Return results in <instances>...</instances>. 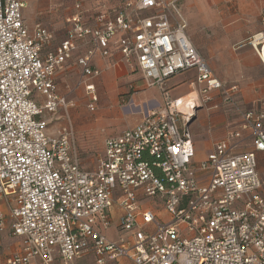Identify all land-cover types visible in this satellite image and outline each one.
<instances>
[{
  "label": "built area",
  "instance_id": "1",
  "mask_svg": "<svg viewBox=\"0 0 264 264\" xmlns=\"http://www.w3.org/2000/svg\"><path fill=\"white\" fill-rule=\"evenodd\" d=\"M118 1L117 8L98 6L88 21L74 0L57 39L41 24L28 27L23 0H0V234L4 201L10 236L23 245L3 264H75L88 254L95 264H264V101L234 106L238 87H225L192 45L180 0ZM262 22L251 40L260 52ZM80 50L76 64L88 93L100 75L95 59L117 53L162 97L139 124L104 142L91 170L81 165L71 129L51 133L46 120L68 106L56 74ZM188 70L193 103L165 88ZM214 95L235 107L240 124L197 161L190 119ZM151 199L167 219L142 208ZM112 225L124 236L106 235Z\"/></svg>",
  "mask_w": 264,
  "mask_h": 264
},
{
  "label": "rangeland",
  "instance_id": "2",
  "mask_svg": "<svg viewBox=\"0 0 264 264\" xmlns=\"http://www.w3.org/2000/svg\"><path fill=\"white\" fill-rule=\"evenodd\" d=\"M26 7L23 10L24 19L28 27L41 24L52 31L58 38L64 34V20L72 13L74 0H23ZM84 15L91 21L98 11V6L118 7V0H81ZM177 7L184 18L194 19L196 12H192L185 0H180ZM116 65L115 59L102 63L99 77L90 81L93 91L88 93L81 84L79 71L71 67L56 80L57 92L65 98L68 104L66 109H59L54 115H49V131L55 133L63 127H69L73 134V143L83 169L91 170L97 167L103 153L104 141L118 135L126 128H131L139 122L143 112L157 107H150L152 100L161 103V92L157 88L146 89L141 85V75L135 67L124 63ZM191 74H184L170 79L165 88L169 89L172 97L182 96L189 90L188 79ZM259 80H262L258 76ZM225 87L238 83L223 81ZM264 90V86L262 88ZM136 92V93H134ZM234 106L240 110H247L251 104H240L236 97ZM43 102L42 97L39 98ZM151 102V103H150ZM216 105L215 108L213 106ZM91 106V107H89ZM234 106L227 105L222 97L214 95L211 103L201 108L197 119L189 125V130L194 140L195 160H204L208 149L205 143L208 123L212 112L218 115L236 117L237 110ZM212 107V108H211ZM203 136L205 139H203ZM264 170V160L259 164ZM142 208L153 213H159L163 220L167 215L163 212L157 200H147L141 204ZM116 231L112 227L108 232ZM118 235L124 236L123 232ZM118 238V237H117ZM115 238V239H117Z\"/></svg>",
  "mask_w": 264,
  "mask_h": 264
},
{
  "label": "crops",
  "instance_id": "3",
  "mask_svg": "<svg viewBox=\"0 0 264 264\" xmlns=\"http://www.w3.org/2000/svg\"><path fill=\"white\" fill-rule=\"evenodd\" d=\"M185 2L192 12H196L194 19L185 18L187 22L186 34L195 49L206 60L213 75L222 83L225 81L239 84V92L235 97L240 104H251L250 108H252L260 101H264V90L262 89L264 86V61L261 56L264 55V49L260 52L261 46L255 47L254 43H251L252 37L263 30L264 0H185ZM61 38L57 37V39ZM81 51L77 52L72 60L58 71L56 80L71 67L78 70L76 58ZM109 59H115L116 65L119 66L120 61L117 53H113ZM103 62L96 58L94 64L97 69H100ZM184 74H191L188 79L190 90L182 96L186 100L189 94H193L195 100L197 97L193 84V70L179 73L170 79ZM258 76L262 80H259ZM141 85L144 87L142 81ZM167 90L169 91L168 87ZM152 102L150 107H159L162 104V100L161 103L154 100ZM200 109L196 112L195 119L191 123L197 119ZM236 115V117L228 118L212 112L205 133L207 138L205 139L203 136L208 149L207 155L212 151L216 141L224 138L229 131L239 126L240 117L238 114ZM249 149V144L243 148L244 151ZM259 173L264 178V170L260 166ZM1 204L6 215V225L0 234V264H3L7 258L19 254L23 245L21 239L10 236L9 208L4 201ZM108 236L115 239L118 234L113 231L108 232ZM75 264H95L94 257L91 254L85 255ZM112 264L131 263L127 260H120Z\"/></svg>",
  "mask_w": 264,
  "mask_h": 264
},
{
  "label": "bare ground",
  "instance_id": "4",
  "mask_svg": "<svg viewBox=\"0 0 264 264\" xmlns=\"http://www.w3.org/2000/svg\"><path fill=\"white\" fill-rule=\"evenodd\" d=\"M254 45H256V43H254ZM264 61V55H261ZM187 102L193 103L194 102V95L193 94H189L186 98Z\"/></svg>",
  "mask_w": 264,
  "mask_h": 264
},
{
  "label": "water",
  "instance_id": "5",
  "mask_svg": "<svg viewBox=\"0 0 264 264\" xmlns=\"http://www.w3.org/2000/svg\"><path fill=\"white\" fill-rule=\"evenodd\" d=\"M199 108H200V107L197 106L195 112H197ZM194 119H195V114H193V115L191 116L190 123H191Z\"/></svg>",
  "mask_w": 264,
  "mask_h": 264
}]
</instances>
